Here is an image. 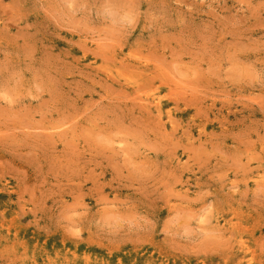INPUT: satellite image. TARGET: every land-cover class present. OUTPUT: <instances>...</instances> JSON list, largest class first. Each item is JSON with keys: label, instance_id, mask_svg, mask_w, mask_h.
<instances>
[{"label": "rangeland", "instance_id": "1", "mask_svg": "<svg viewBox=\"0 0 264 264\" xmlns=\"http://www.w3.org/2000/svg\"><path fill=\"white\" fill-rule=\"evenodd\" d=\"M0 264H264V0H0Z\"/></svg>", "mask_w": 264, "mask_h": 264}, {"label": "bare ground", "instance_id": "2", "mask_svg": "<svg viewBox=\"0 0 264 264\" xmlns=\"http://www.w3.org/2000/svg\"><path fill=\"white\" fill-rule=\"evenodd\" d=\"M53 84V83H52ZM179 98V97H178ZM122 101V100H121ZM200 114V113H199Z\"/></svg>", "mask_w": 264, "mask_h": 264}]
</instances>
